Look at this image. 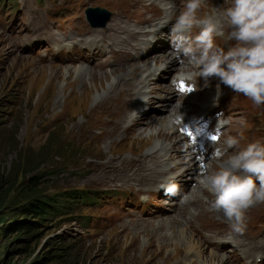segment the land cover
<instances>
[{"label": "rangeland", "instance_id": "374dc122", "mask_svg": "<svg viewBox=\"0 0 264 264\" xmlns=\"http://www.w3.org/2000/svg\"><path fill=\"white\" fill-rule=\"evenodd\" d=\"M58 1L60 5H57ZM91 1L110 10L111 18L115 11L128 9L123 0ZM23 3L22 6L15 0H0V173L10 176L15 181H20L23 178L22 175L29 173L34 168L37 161L36 152L48 137L57 142L58 146L63 147L66 155L65 160L55 159L56 162H61L60 165H53L59 175H49L41 184L43 194L53 195L61 201L58 210L53 215L46 216L42 221L44 225L36 231L38 236L30 245L29 254H16L12 251L14 248L12 241L16 236H21L19 233L5 236L0 230V264H32L36 259L40 260L42 257L47 256V251L57 250L59 253L60 249H57V247L63 249L64 252L69 250L68 254L82 264L207 263L208 261L200 259L201 256L197 251V258H191L184 249V244L174 245L173 242H175L174 239L178 235V230L192 234L198 239L201 247L204 248L202 259H205V256L210 252H215V255L218 256L217 250L224 255L231 251V249L223 250L219 245L221 242H216L218 236L229 239L224 243L231 244L232 247L237 246L232 243L231 238L244 236V239L252 245L254 250L264 251V230L259 234V241L255 237L256 234L246 230L247 227L242 233H231L223 219L216 220L220 214L210 211L209 204L202 206V208L197 207L198 214H196V217L200 223L195 224L193 221H189L187 223L188 232L182 229L181 226L175 225L174 227L167 226L165 229L167 232L160 234L152 232V229L142 221L156 210H159L163 217L172 214L171 210L174 205L170 207L164 200L159 199V189H153L151 200L144 201L139 196L138 199L129 201L128 197L114 196L112 192L104 193L94 188L98 186H117L119 181L125 182L126 180L133 184L139 182L151 187L153 185L150 179H153L154 183L164 179L162 171L158 169V166H154L156 163H162L161 157L160 159L155 158L153 156L156 152L147 151L149 145L154 144L156 140V137L151 140L148 139V136L153 133L151 127L155 121L151 120V117H144L142 123H139L134 131L123 135L126 136L125 140L120 141L119 138L122 133L119 132L115 137L119 140L117 142L112 141L110 131L112 125L120 116V111L112 110L110 100L119 96L122 84L118 85L116 92L113 93L115 89L112 90L111 85L114 83L116 76L112 78L110 72L109 74L107 72L99 81V77L95 75L96 87L94 88L88 86L87 81L77 80L78 78L76 79L72 71L74 68H87L93 72H100V65L107 62L105 70L113 69L115 74L132 75L130 78L133 85L147 90V88L141 86V83L150 80V73L147 77L142 74L143 79H136L139 75V69L144 64L149 67L146 63L151 62V58H149L151 54L172 52L170 32L161 31L157 34L159 38L155 36L154 40L152 39L144 46L141 52H139L141 49L138 51V60L144 62L140 63L142 66L136 67L134 71L130 66L136 65V58L120 65L112 54L109 53L100 58L94 47L89 49L87 46L79 56V58L85 60L73 57L71 60H74V62L65 61L62 66L42 65L40 57L46 53V50L49 52L53 44L55 46L61 45L57 34L69 35L72 33V28L76 23L71 22L79 20L78 17L82 19L86 4H81V0H23ZM131 3L134 9L141 10V17L138 19L140 21L148 16V11L157 7V3H147L146 0H134ZM224 3L225 0H205L200 15L213 14L214 9L212 6L218 8L223 6ZM182 4L183 2L178 1L176 14L181 10ZM120 14L118 13L113 20L119 23L120 26H124L122 19L118 16ZM25 17L30 18L31 29L23 23ZM51 18L56 19L55 23L62 31L55 29L54 23L49 20ZM134 23L142 24L137 23V21ZM147 23L150 24L152 21ZM170 25L171 23L162 29L166 30ZM141 28L132 30L128 27V30L140 32L142 31ZM149 28L151 29L141 36L153 34L154 30H152V27ZM36 33L37 36L42 33L49 38L46 49L45 39L37 38L26 41L20 47L24 37L31 38ZM193 33H196V29H193ZM76 36L75 34L74 37L76 38ZM53 39H56V41L54 42ZM147 39L148 37L144 38V40ZM40 40H43L42 44L39 43ZM7 50L13 51L7 53ZM90 53L94 60L88 58ZM155 55L159 54H153L151 57ZM177 59L178 66H182L178 56ZM111 60L113 62L109 63ZM58 61L60 64L62 63L60 60ZM50 67L52 68L50 69ZM125 67H129L130 70ZM146 67L141 71H146ZM175 71H162L159 69L149 83L145 82L144 84L155 87L153 89L154 95L162 94L165 96V91L162 89H169L177 96L175 89L167 85L172 82L173 78L178 76L174 74ZM118 81H120V78L117 79ZM191 81L194 83V80ZM198 82L200 86L197 91L202 93L204 98L210 97L209 93L214 94L217 91V82L214 77L208 78L207 86L204 78L198 79ZM126 91L132 92L133 87L129 85ZM240 95L249 102L248 107L242 110V113L249 112L255 116L261 113L264 116V105L258 106L243 94ZM223 97V95H218L214 98V101L221 107L224 106L222 103ZM153 99L158 102H152ZM153 99L147 105L156 114H152L147 110V115L155 116L157 120L167 117L169 113L165 108L167 103L161 105L163 103L159 102H168V99L166 97L162 99L154 97ZM192 100L196 101L197 95L193 96ZM225 102L242 106V101L236 95L227 96ZM176 104L177 101L173 102L172 107L176 108ZM135 107L136 104L133 106L132 102L130 111L133 110L134 117ZM157 107L162 108L155 110ZM204 109L205 114L200 109L198 115L211 116L212 108L210 105L205 106ZM235 109L236 107H229L228 111H234ZM222 111H225V109L219 111L218 116ZM126 114L123 116L121 123L127 122V120L125 121ZM234 115L238 116L239 113ZM224 117L231 118V115L224 114ZM167 119L168 127H170L171 123L174 122L173 118L172 121L169 117ZM184 119H187V117L183 116L182 120ZM233 122L235 123L231 122L229 126L223 129L225 139L231 135L236 136V132L238 133L242 129L243 134L249 135L243 142L248 143L255 139L264 142V133L260 129L262 122L255 121L249 115L242 118L235 117ZM175 130L176 134L172 133L170 139H173V136L176 135L182 137L177 129ZM182 140L185 146L182 142H179V145L176 144L175 148L169 149L168 153L170 159L174 162L171 164L173 166L171 171L184 176L182 184L187 188L185 191L190 193V190L199 189L197 178L204 171V168L200 171L201 167L198 168V163L195 164V167L192 164H186V160L177 158V151L183 146L192 153L195 150L196 153L201 155L207 154L205 165L211 163L213 168L216 166V162L209 160L212 149L197 152L198 149L184 141L183 137ZM243 142L241 146L246 144ZM64 144H66V147ZM68 144L75 146L70 147L67 146ZM221 144L223 146L224 143L221 142ZM218 146H220V143L213 145L214 148ZM126 161L129 163L127 164ZM186 173L187 175H185ZM83 181L86 185L83 184ZM163 181L165 182V180ZM124 184L128 186L131 193L141 191V189L134 191L129 183L125 182ZM77 189H85L90 192L88 194L101 199L80 202L75 197ZM209 199L212 200L214 197L210 194ZM197 204V202L188 205L184 203L176 207V210L183 218L189 208ZM256 206L255 210L247 211L246 224L249 222L258 224V227H260L264 225V203L257 204L254 207ZM156 215L157 217L154 218ZM158 217V214H153L151 220ZM162 221L163 219L158 221L157 227L160 226ZM236 243L238 246L244 245V243H240L238 238ZM227 256L229 257L226 261L223 258L222 264H244V261L239 260V255L234 256V254L228 253ZM248 256H253V253H248ZM249 264L255 263L251 262ZM258 264H264V258Z\"/></svg>", "mask_w": 264, "mask_h": 264}, {"label": "clouds", "instance_id": "9594fccd", "mask_svg": "<svg viewBox=\"0 0 264 264\" xmlns=\"http://www.w3.org/2000/svg\"><path fill=\"white\" fill-rule=\"evenodd\" d=\"M204 3L183 0L181 10L169 21L171 51L184 61L180 74L191 80L202 77L206 86L208 78L216 77L254 104L264 105V0H225L212 15H200ZM225 29L227 47L215 42L216 37H225ZM230 123L231 118L221 113L216 128L222 130ZM212 160L216 166L206 165L197 184L214 197L209 210L222 216L231 233H242L247 211L264 203V142L257 139L241 146L237 137L228 136ZM164 190L175 194L177 186L168 184ZM190 211L198 214L196 209Z\"/></svg>", "mask_w": 264, "mask_h": 264}, {"label": "bare ground", "instance_id": "6f19581e", "mask_svg": "<svg viewBox=\"0 0 264 264\" xmlns=\"http://www.w3.org/2000/svg\"><path fill=\"white\" fill-rule=\"evenodd\" d=\"M135 2L137 3L138 1H135ZM149 3H152V2H149ZM165 4L166 3H164L163 5H165ZM161 9H164V8L160 7V6L156 7V8H152L150 11L147 12L148 16L146 18H144L142 21L137 20V23H147L150 21H152V23L155 22V24L153 25V26H155V28H152V30H154L153 34L149 35L151 38L155 37V35L157 34V32L160 29L165 28L169 23H171L169 21H163L162 20L163 17H162V10ZM118 16L122 19L124 26H120V24L117 23L115 20H112L105 28H91V27H87V26H81L80 32L79 33L75 32V34L77 35L76 38L77 37H79V38L76 39L74 36L70 37L72 39V45L69 47V49L73 55H70V56L66 57L65 59H58V60L63 62L64 60L65 61L71 60V58L73 59V57H76L77 59H81V58H79V56L81 55V52L84 50V48L86 46L89 47V49L91 47H94L97 50V53L99 54L100 58L106 54H109V53L112 54L114 59H116V61H118L120 65L126 63V61L128 63L132 59L136 58L138 51L140 49H142V46L140 45L141 42H148L149 37L147 40H144V38H141V35L143 33H146V31L142 30L139 32V31L128 30V27L131 28L132 30H134V29L136 30V28L131 27V24L129 22V20H130L129 18H127L121 14ZM76 23H83V22L78 21ZM139 28L140 27H137V29H139ZM197 31H198V29H196V32ZM57 35H58L57 38L59 39V42L61 43V45L56 46L57 51L59 52L62 50V42L67 38V35H65V34H61V35L57 34ZM158 38H159V36H158ZM53 41L55 42L56 39H53ZM216 41L221 43L222 46L227 47L226 43H230V41H227V29H225V37H223V38L222 37H216ZM76 44H80V45L84 46V48H82L81 50H77L75 47ZM115 49H117V50H115ZM10 51H13V50H9V51L7 50L6 52L8 53ZM90 56H92L91 53H90ZM177 60H178L177 56H174L173 54H159V55L152 56L150 61L151 62L153 61V63H151V62L146 63L147 65H149V67H146V69H145L146 71H141L143 69V67H141V68L139 67L140 69L139 68L138 69L141 72L140 71L138 72L139 75H138V77H136V79H143L142 74H145L147 77V75L149 73H150V78H151L153 76L154 72L159 70V69H161L162 71L176 70L174 72V74L178 73V71L181 70V66H178ZM112 62H113V60H111L109 63H112ZM106 66H107V62L102 63L100 65V72L99 71L93 72V71L88 70L87 68H74L72 73L75 75L76 79L78 78L77 80L87 81L88 82L87 85L90 87H94V88L96 87V82L94 81V77L98 76L99 77L98 81H99L100 79H102L104 77V75H106L107 72H108V74L110 72L112 78L114 76H116L114 83L111 85L112 90L116 89V87L118 85L122 84V87L119 91V96L117 98H113L110 100L112 110L120 111V116L117 118L116 122L112 125V130L110 131L111 140L117 142L118 140L115 137L122 130L121 120H122L123 116L125 115V113L130 111L131 103L139 95H143L146 97L147 95H149V91L143 90L140 87L134 86L132 81H131V78H130V77H132V75L128 76V75H124V74H121V75L115 74L113 72V69L105 70ZM136 67H138V66H136V65L130 66L132 71H134ZM51 68L52 67H50V69ZM151 68H154V69L151 70ZM65 70H67V69H65ZM68 70H70V69H68ZM108 74H107V76H109ZM119 78H120V81L117 82V79H119ZM145 82L148 83L149 80H145ZM144 83H141V86L148 88V85H145ZM129 85H131L133 87L132 92L126 91L127 88L129 87ZM154 88L155 87L152 86V90H151L152 93H154L153 92ZM162 90L165 91V94H166L165 96L162 94H160L158 96L157 95H151V96L146 97L145 100H143V99L137 100L136 107L134 108L135 109V117L129 126H126L123 128V131L125 133L134 131L136 126L139 123H142V121H143L142 119L144 117H151V120L153 119L155 121L154 125L151 127V130L153 133H151L148 136V139L151 140L153 137H156V140H155L154 144L151 143L149 145L147 151L156 152L155 156H153L155 158L160 159V157H161L162 163H156V164H154V166H156V167L162 166L163 168L160 169L162 171V176H163L165 182H170L173 180H181L184 177L183 175L176 174L175 172L168 173L167 172L168 170H166L164 168L169 163V161L171 160L169 153H168V150L171 149L172 147L175 148L176 144L183 141L182 137L177 136V135L173 136V139H170L172 137L171 134L174 133V131H176L175 128L173 127V125L175 124L174 122H175V120H177V118L182 119L184 116L183 114H187L190 111L183 109L179 105H176V108H173L172 107L173 102L177 101L175 94L172 91H170L169 89H162ZM134 93H135V98H134ZM154 97L159 98V99L166 97L168 99V102L165 106V108L169 112L167 117H169V119H170L172 116H174V117H172L174 122L171 123L170 127H168V124H167V121H168L167 117H164L161 120H157V118L155 116H148L147 115V109L144 107V103H145V105H147L151 101V99H153ZM161 105H164V104H161ZM202 111L205 114V109H202ZM172 112H174V113H172ZM247 137H249V135H246V138ZM125 139H126V136H123V137H121L120 141L125 140ZM182 143L185 146V143L184 142H182ZM243 143H246V142L244 141ZM197 152H200V151L197 150ZM176 156H177V158H180L182 160H186L185 161L186 164H192L194 167H195V164L198 163V168L201 167L200 171L202 170V168L205 169V167H206V165H205L206 160L205 159H207V154L201 155L200 153H196L195 150L192 153L191 151L183 148V146H182L179 149V151H177ZM126 163L128 164L129 162L126 161ZM172 168H173V166L170 165V170ZM175 169H177V167H175ZM189 172H191V171H189ZM158 176H159V173H158ZM150 181H152L151 184L153 186H157V183H154L153 179H150ZM192 202H197V203H201V204L203 203L197 195L192 200H187L185 203H187V205H188ZM156 217H157V215L154 218H156ZM246 227H247L246 230L251 228V223L248 222L246 224ZM250 233H252V232H250ZM238 237L239 236L231 238V241H232V243H234L235 246H238V244L236 243V240ZM174 240H175V242H173V243L175 246L176 245L179 246L180 244H184V249L188 253L193 252L194 250L197 251L201 256L200 259L202 261H204V260L208 261L205 264H209V262H210V264H215V263L216 264H222L223 258L226 261L227 258L229 257L227 255H225V256L222 255L221 252L219 250H217V252L219 253V255L217 254L218 256L215 255L216 254L215 252H210L205 256V259H202L204 248L201 247L198 239L195 238L194 235L186 233V232L181 231V230H178V235L176 236V239H174ZM249 257H252V256H248V254H239V260L244 261V264H245L246 259H248Z\"/></svg>", "mask_w": 264, "mask_h": 264}, {"label": "trees", "instance_id": "16d2710c", "mask_svg": "<svg viewBox=\"0 0 264 264\" xmlns=\"http://www.w3.org/2000/svg\"><path fill=\"white\" fill-rule=\"evenodd\" d=\"M65 155L63 147L48 137L36 152L34 168L22 175L20 181L0 173V230L5 236L18 233L21 235L12 241L13 253L29 254L30 245L38 236L36 231L44 225L42 221L58 210L61 201L53 195L43 194L41 184L47 176L59 175L53 165H60L61 162H56L55 159L65 160ZM57 249H60L59 253L57 250L47 251V256L36 259L32 264H82L68 254L69 250L64 252L59 247Z\"/></svg>", "mask_w": 264, "mask_h": 264}, {"label": "water", "instance_id": "95a60500", "mask_svg": "<svg viewBox=\"0 0 264 264\" xmlns=\"http://www.w3.org/2000/svg\"><path fill=\"white\" fill-rule=\"evenodd\" d=\"M97 12H98V10H97ZM99 12H101V13L103 14V11H99ZM92 13H93V12H92ZM107 16H108V14L106 13V14L104 15L103 19H107ZM88 18H89V21H90L92 24H96V22H95L94 18L92 17V15H89Z\"/></svg>", "mask_w": 264, "mask_h": 264}, {"label": "snow or ice", "instance_id": "6c2138e0", "mask_svg": "<svg viewBox=\"0 0 264 264\" xmlns=\"http://www.w3.org/2000/svg\"><path fill=\"white\" fill-rule=\"evenodd\" d=\"M180 90L181 91H185V90L191 91L190 88L186 89V86L183 83H181V85H180ZM211 139L215 140V139H217V137L216 136H212Z\"/></svg>", "mask_w": 264, "mask_h": 264}]
</instances>
